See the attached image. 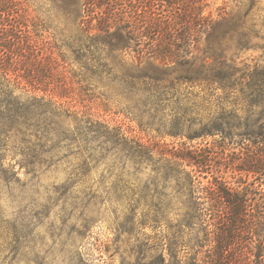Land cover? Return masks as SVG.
I'll use <instances>...</instances> for the list:
<instances>
[{
  "label": "trees",
  "instance_id": "16d2710c",
  "mask_svg": "<svg viewBox=\"0 0 264 264\" xmlns=\"http://www.w3.org/2000/svg\"><path fill=\"white\" fill-rule=\"evenodd\" d=\"M64 1L80 12L96 51L132 53L180 72L120 76L136 98L128 117L139 131L160 137L145 140L87 103L75 107L72 90L54 85L44 57L34 53L28 11L19 0H0V200L2 188L41 185L48 168L67 164L65 181L53 190L55 201H63L60 213L68 199L79 209L101 188L126 203L133 219L143 201L139 223L168 227V250L175 256L178 247H190V264H264V70L227 57L214 41L228 16L206 14L207 0ZM239 42L243 50L251 41ZM185 83L203 88L175 89ZM98 102L111 111L107 98ZM167 136L179 141L166 142ZM209 137L211 143L190 144ZM238 146L241 156L232 157ZM237 173L262 177L241 181ZM53 199L49 193L43 204L32 197L19 211L36 205L31 216L39 225ZM84 215L78 232L89 236L92 221Z\"/></svg>",
  "mask_w": 264,
  "mask_h": 264
},
{
  "label": "rangeland",
  "instance_id": "374dc122",
  "mask_svg": "<svg viewBox=\"0 0 264 264\" xmlns=\"http://www.w3.org/2000/svg\"><path fill=\"white\" fill-rule=\"evenodd\" d=\"M205 13H211L220 20L223 15L229 19L221 22L215 31L214 41H221L227 57L238 61L244 60L251 69L264 70V0H207ZM20 7L30 15V27L34 34V53L43 56L54 85H64L72 90L70 93L75 107L87 103L91 111L112 122L122 123L135 128V133L145 140L160 137L156 131H139L137 122L128 116L132 115L131 107L135 97L126 89L120 76L126 73L143 76L145 71L158 75L179 74L175 67H164L158 61L144 59L139 61L134 54L125 56L107 49L96 51L90 39L83 31L80 12L65 4L64 0H19ZM249 39L250 46L240 49L239 41ZM245 39V40H244ZM207 46L206 35L201 40L202 50ZM244 63H240L243 66ZM178 68V67H176ZM181 68V67H180ZM169 85L170 83H166ZM53 86V85H52ZM200 91V85L181 84L175 89L181 92L186 87ZM170 88L168 89V91ZM172 92V90L170 91ZM109 100L110 112H104L101 99ZM97 103H96V102ZM166 104H171L168 101ZM70 123L71 120H68ZM164 141H179L164 137ZM210 143L213 138L197 139L191 145ZM251 145L258 143L247 140ZM232 157H240L238 146ZM74 161V158H72ZM62 163L53 165L41 175V185H27V188L13 186L2 188L0 206V264H190L193 250L188 246L178 247L175 256L168 250L171 231L168 227H156L149 219L146 225L139 222L142 218L143 201L134 219L127 213V204L114 195H107L100 188L94 200H86V205L73 209L72 201L67 200L66 212L60 213L62 200H56L54 186L63 183L67 177ZM225 165H223L224 167ZM20 170L19 167L16 168ZM21 170L22 178L26 176ZM231 173V172H230ZM95 177L98 173L95 172ZM236 180L256 181L261 175L245 176L234 174ZM110 189L112 187L110 185ZM54 197L50 204L48 217L41 224L31 216L36 205L28 208L25 214L19 208L25 206L30 198L47 204L49 196ZM24 197V199H23ZM25 204V205H24ZM149 209V207H147ZM74 210V211H73ZM73 211V213H72ZM84 217L92 221L90 235L80 234ZM68 213L73 215L68 216ZM134 225L131 230L130 226ZM29 226V228H27ZM23 228V229H22Z\"/></svg>",
  "mask_w": 264,
  "mask_h": 264
}]
</instances>
